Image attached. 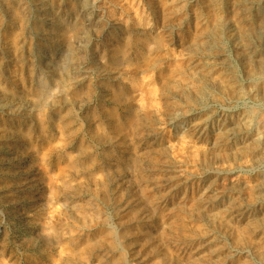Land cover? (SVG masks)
I'll return each mask as SVG.
<instances>
[{
  "label": "rangeland",
  "instance_id": "374dc122",
  "mask_svg": "<svg viewBox=\"0 0 264 264\" xmlns=\"http://www.w3.org/2000/svg\"><path fill=\"white\" fill-rule=\"evenodd\" d=\"M0 264H264V0H0Z\"/></svg>",
  "mask_w": 264,
  "mask_h": 264
}]
</instances>
